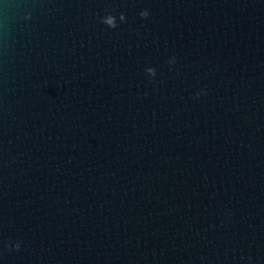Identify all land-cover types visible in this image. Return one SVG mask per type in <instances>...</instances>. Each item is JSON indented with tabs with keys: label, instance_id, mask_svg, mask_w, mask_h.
Segmentation results:
<instances>
[{
	"label": "water",
	"instance_id": "obj_1",
	"mask_svg": "<svg viewBox=\"0 0 264 264\" xmlns=\"http://www.w3.org/2000/svg\"><path fill=\"white\" fill-rule=\"evenodd\" d=\"M0 264H264V0H0Z\"/></svg>",
	"mask_w": 264,
	"mask_h": 264
},
{
	"label": "clouds",
	"instance_id": "obj_2",
	"mask_svg": "<svg viewBox=\"0 0 264 264\" xmlns=\"http://www.w3.org/2000/svg\"><path fill=\"white\" fill-rule=\"evenodd\" d=\"M139 15L143 18H147L149 15L148 9H142L139 13ZM119 20L120 22H124L126 20V17L123 12L119 14ZM101 22L106 24L109 27L115 28L117 27V18L115 15H113L111 12H107L103 17H101ZM151 71V70H150ZM17 250L20 248V242L17 241L12 245Z\"/></svg>",
	"mask_w": 264,
	"mask_h": 264
}]
</instances>
